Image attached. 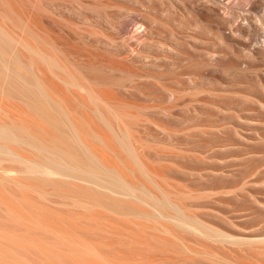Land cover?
I'll list each match as a JSON object with an SVG mask.
<instances>
[{"label":"rangeland","instance_id":"obj_1","mask_svg":"<svg viewBox=\"0 0 264 264\" xmlns=\"http://www.w3.org/2000/svg\"><path fill=\"white\" fill-rule=\"evenodd\" d=\"M206 3L207 0H0V264H264L262 155L237 156L240 150L229 145L225 147L235 149L231 153V149L217 146L216 151L222 148L220 152L206 155L205 149L216 147L220 139L218 145L228 143L225 134L235 140L230 128L225 134L212 131L211 135H217L214 139L210 135L212 140L204 133L207 141H202L200 135L207 130H201L202 134H195L199 138L178 135L183 139L179 143L177 136H170L173 141L151 121L147 122L154 119V111L146 106L151 102L135 90L131 92L136 98L124 90L119 96L127 103L131 101L128 104H137L120 110L125 116L120 124L130 133L127 141L121 140L115 119L117 83L128 79L140 65L141 69L157 70L143 65L149 42L145 44L142 35L151 25L146 19L152 14L180 19L181 14L187 15L183 7H191L195 15L205 18L214 17L217 11L215 17L222 22V11ZM122 24L127 26L125 36H119ZM225 33L229 35V31ZM255 49V56L264 61V43ZM38 50L43 59L36 56ZM236 55L220 49L213 59L210 55L196 62L210 64L207 69L216 68L214 60L240 57ZM168 69L169 66L164 71ZM221 78L224 85L193 78L197 87L185 84L192 92L187 89V96L214 102L213 97L205 96L214 89L261 92L256 78H236L241 85L236 83L235 87L229 77ZM89 90L96 100L102 98L95 107ZM233 96L222 103L253 109L240 115L244 116L242 121L233 113L229 114L232 118L217 113L211 117L213 110L208 113L201 105L203 109L198 107L199 111L209 116L201 111L194 116L195 123L204 124L202 120L209 117L205 122H231V126L244 127L243 133L255 127L253 120L263 115V110L246 101L241 104L240 96ZM164 119L169 126V120ZM121 142L132 146L138 152L136 156ZM257 142L240 144L243 151L264 150L263 143L259 146L260 142L254 144ZM202 147L204 151L199 150ZM163 151L170 152L160 153ZM54 159L63 166L62 174H67L65 168L71 164L87 169V175L98 172L94 176L100 180L79 173L68 172L74 177H66L36 172L40 166L51 167ZM108 169L116 173L110 174ZM98 180L111 183L110 187L107 183L106 188L102 185L105 189L96 187ZM126 184L129 187L123 188Z\"/></svg>","mask_w":264,"mask_h":264},{"label":"bare ground","instance_id":"obj_2","mask_svg":"<svg viewBox=\"0 0 264 264\" xmlns=\"http://www.w3.org/2000/svg\"><path fill=\"white\" fill-rule=\"evenodd\" d=\"M209 2L212 3V4L210 3L211 6L213 5L212 7L217 8L216 10H218V8H219L222 11L221 12L222 13L221 15H223L224 18L222 16H219V17L220 18H223L224 20L225 19L227 20V21L226 20L225 21L223 20L224 22L222 21L224 24H222V22H221L220 19H218L217 17H215L218 14L217 11L216 12H213L214 17L207 16V14H206L207 17L205 18V17H202L200 15L202 18H205V19H202V18H200V16L198 14L195 15L196 13L194 14L193 11L190 10L191 7H190V9L187 8V7H183L184 8V12H185V9H187V10L189 9V11L186 10L185 13H187V15H185L184 13L181 14L182 17H180V19H176V17L178 18V16H175V19H174V17L171 19L170 17L168 18V16H165V18H163L164 16H158V15H155V14L154 15L152 14L151 16L149 14L146 17L144 16L145 18H147V17L150 16V18H147L146 20L147 21H151V23L149 22V24H151V25L150 26H147L149 29L146 28L147 29L145 31L146 33L145 34L143 33L144 35H142L144 37V39H142V40H144V41L146 40L145 41V44H147V42H149L148 43L149 45L148 46H145V47H149L148 48L149 51L148 50H146V52L142 51V53L144 52L143 54L146 53L144 55V58H145L144 59L145 60L144 62H145V64H143V65L148 66V68L149 67L150 68H156L157 70L153 69V71L154 70L155 71L152 72L148 68H147L148 70H145V68H142L141 69V66L142 65L136 67L134 65V61H133V66L136 67V70L134 72L131 70L132 73L130 72L131 73L130 74V77L129 78L126 77L128 79H126L125 81L120 79L121 81L119 80L120 81L119 82L117 80L119 82V83H117V89H116L117 90V93L114 91L115 92V95H117L116 96L117 98L115 97V99L114 98L113 99L115 101L117 99L118 100L116 102H114V104L112 102V104H113V107H115L117 109V111H115L116 112L115 119L117 120L116 123L118 124L119 132H121L120 134H122V137H123L122 139L120 137V139L122 141H123V139H124V141H127L128 137L130 138V135H129L130 133L127 132V130L125 132L124 131L125 126H123L124 127V129H123V127L120 124L122 122V118L121 117L123 115L122 114V111H120V110L123 109L122 107H124V106H128V107L129 106H132V105H134V103L132 102L131 104H128L131 101L127 103L123 99H119V96H123V94L121 93V91H123V90L126 93L128 92V95L129 94H132L130 96H133L134 94L131 91L132 90H135L137 93H139L138 95L144 96L146 102L147 101L148 102H151L150 105H146V106L149 108V109L147 108L148 110L154 111V114H152V115H154V119L153 120L152 119H149V121H148L147 120L148 118L146 117L147 118L146 120H147L148 123H150V121H151L150 124L151 125H154L158 129V131L161 132V134L162 133L163 134H166L169 137L170 136L171 137L172 136H174V137L177 136L176 139H179L177 141H179V143H180V141L183 140V139H180L179 138L180 136L183 137V138L187 137V139H189L188 137H190V139H191V136L195 135L198 131H199L198 132L199 134H202L201 130L202 131L203 130L204 131L207 130V132L205 131V132H203L202 135H200V137L202 136L201 139L203 141V139L206 140V137L207 136L210 137V135H211L210 133H213V135H214V132H212V131H216V133H218V132L221 133V132L226 131V129H229L230 128L229 130H232V132L234 131L232 135L235 136V140H230L233 137L231 138L229 133L228 134H225V132H224L225 139L226 140L227 139L229 140V141H227L228 143H225V144H222V145H218V144H221V139H220L219 140L220 143H218L216 145V147L213 145L214 147H210L209 149H205L211 143L210 140H208L209 141V144L203 143V144H205V148H204L205 151H204L203 147L201 149H199V150H203L204 153H206V155H207V153L210 154L211 152L212 153L213 152L214 153L215 152H220L222 148H223V150H225L224 147L229 145V146H232V147L236 146L235 149L240 150L239 152L241 154H239L237 156H240V155L243 156L242 153H244L246 155L247 154L249 155V157L247 156L248 158H250V156H251V158L253 156H254L253 158H255V156L258 157L260 155H262V158H263L264 157V150H259V149H262V148H259V149H257V148L254 149L253 148L254 150L253 149H250L248 151V149H247V151H245V150L243 151L242 150V147H241V146H243V144L241 145L240 143H241V141L242 142L243 141L250 142L251 140H256L257 139L258 142L257 143H254L255 145L258 144L259 142H260L258 144L259 146H260V144L262 145V143L264 145V114L263 115H260L258 119L256 118V119L253 120V121H256L254 123L255 124V127L252 126V128H251V126H250L249 129H246L245 128L247 130L246 133H243V132H245V130L243 131V128L244 127L240 128L241 127L240 125L235 126V124H234V126L233 125L231 126L230 125L231 122L230 123L229 122L228 123H226V122L224 123L223 122L221 125L212 124L214 121L213 122L211 121L212 123L211 122L208 123L206 121L207 122L206 123L205 120H208L209 121V119H210L208 117V119L206 118V119L202 120V121H204L203 122L204 124H201L202 122H200L199 120H197V121H199V123H200L199 124V123H195V119H193L194 116L197 117L196 114H198V115H200L199 113L202 114V112H203L202 109L203 108L208 113H211L208 110H213L212 113H211V117L214 115V113H217L219 115L220 114H222V115L223 114L229 115L230 113H233L238 118V120L241 118V116H242L241 114L243 112H246L247 113L248 111H253L252 108H249L250 106H247L248 108H246V107H243V108H239L238 107L237 108V104H234V103H232V105H230V104H228V105L227 104H223L222 103V100L225 99V98H227L228 95H230V94H231L230 97L227 98L228 100H230L233 95L234 96H240L239 99L240 98L243 99V100L240 99V101H242L241 104L246 101L245 102L246 104L247 103H250V105H253V108H255V106H257L260 110H263L262 112H264V61H259L258 57L255 56V54H257V51L255 49V46H259V45H262L264 43V0H209V1L207 0V3L206 4H208ZM181 4H184V3H181ZM184 5H186V4H184ZM206 9L208 10V8H206ZM213 9L214 8H212V10ZM188 12H189V14H188ZM215 13H217V14H215ZM242 15H243V17L241 18ZM197 16H199V17H197ZM209 17L212 18V19L213 18H217V19L211 20ZM225 23H226V25H225ZM225 26H227L226 29H225ZM118 28H119L118 29L119 36L120 35H122V36L124 35L125 36V34L127 33V26L125 24H122ZM128 31H129V29H128ZM228 31H229V33H228L229 35H227V33H225V32H228ZM118 32H116V33H118ZM129 33H130V31H129ZM115 40H113V42ZM220 49H225V50L228 49V50H231V52H234L237 55L239 54L240 57L237 58V59L229 58L226 61H221V60H217L216 59V60H214L215 61V65L217 66L216 68L214 67L215 69L214 68L207 69V68H209L211 66H209L210 64H206L205 65V63H203L204 61L203 62L201 61V63L200 62H196L200 58L203 59L205 56L207 57V56H210L211 55V58H212L213 55H215L218 52H220ZM141 50H143V49H141ZM220 55H221V53H220ZM36 56L39 57V59H43L44 58L43 54L41 53V50L40 51L39 50L36 51ZM142 56L143 55H141L140 58H143ZM262 56L263 55H261V57ZM140 60L138 59V61H140ZM144 62L141 60V64L144 63ZM49 65H51V64H49ZM167 66H169L170 71H167L166 72V71H164V68H166ZM161 68H163L162 69L163 72H162ZM159 69L161 70L160 72H159ZM117 70H119V69H117ZM156 71H158V72H156ZM221 75H225L226 78L229 77L228 78V79H230L229 81H233V83L231 84V86L233 84H235L233 87H235L237 84H239V83L235 82L236 81V78H240V77H245V78L247 77V79H248V77L256 78V80L259 81V84L261 86L260 91L261 92L263 91V92L262 93L260 92V94H259V92L255 93L254 91L252 92V91H249V90L248 91H246V90H243L242 91V90H237V89L230 88V87L224 89L223 86L222 87L220 86L223 89H220L219 88L220 90L219 89H216V90L214 89L215 92H213L214 90L213 91H209V92L206 91L207 93L205 92L206 93L205 96L209 95V96H211V98L212 97L214 98L213 100L220 101V102H216V101L209 102V101H207V100L204 99L205 97H203V98L202 97H200V98H195L194 97L195 99H192L191 97L187 96V93L188 92L186 93V91H187V89L189 87L186 88L185 84L190 83L189 85L192 84L195 87L196 86V82L194 81L193 78L196 77V78H198L200 80H203V82L204 81H210L211 80L213 82H216L217 85L218 84L224 85L222 83L223 81H222ZM220 78H221V81H220ZM238 82H240V81H238ZM248 82H251V81H248ZM229 85L227 84V86H229ZM239 85H241V84H239ZM193 86H191V87H193ZM196 87L194 89H196ZM217 87H219V86H217ZM82 89L89 94V92L87 90H85L84 88H82ZM189 89H188V91H189ZM89 91L91 93V97L94 98V99L92 98L91 101H92V103H93V105L95 107V103L98 105V102H99L100 99H97L96 100L95 98L97 96L96 97L94 95L92 96V90H89ZM195 91H197V90H195ZM203 91H202V93H203ZM216 91H217V94H216ZM193 92H194V90H193ZM198 92H200V90ZM198 92L197 93L195 92L194 94H198ZM102 93H103V91H102ZM190 93H192V92H190ZM190 93H189V95H190ZM201 95H203V94H201ZM89 96H90V94H89ZM194 96H196V95H194ZM134 97L136 98L135 95H134ZM135 98H134V100H135ZM124 99H128V98H124ZM101 101H102V98L100 100V103H101ZM105 102H102V103H104V105H105ZM204 104L205 105L207 104V107ZM136 105H134V106H136ZM201 105H203L204 107L201 106ZM109 106H112L111 103H110ZM209 106H212V107H210L212 109H210V108L207 109ZM140 107H141V105H140ZM198 107H201V108L203 107L201 109L202 112L199 111L200 108L198 109ZM205 107H206V109H205ZM129 108H132V107H129ZM142 108H143V105H142ZM145 108L146 107H144V109ZM138 109H140V108H138ZM254 111H255V109H254ZM185 112H186V114H185ZM206 112L204 113L205 116L207 115ZM123 113H124V111H123ZM248 114H249V112H248ZM250 115H251V113H250ZM150 116L151 115H149V117ZM207 116H209V114ZM163 117L166 118V119H168L170 121V122L168 121V124H169L170 127L168 125H165V121H167V120H165ZM198 117H200V116H198ZM229 117H230V115H229ZM232 117L233 116H231L230 118H232ZM199 119H201V117ZM202 119H203V117H202ZM241 119H240V121H242ZM244 120H247V119H244ZM226 121H229V119L226 120ZM250 121H252V120H250ZM141 123H143V122L141 121ZM247 124H245V125H247ZM124 125H126L125 122H124ZM226 125L227 126L229 125V127L227 128ZM238 126H240V127L238 128ZM148 133L150 134L151 132H148ZM204 133L205 134L208 133V135L206 134L207 136L204 137ZM25 134H27V133H25ZM224 134H223V136H224ZM116 135L119 136V133L117 132ZM156 135H158V134H156ZM178 135H179V137H178ZM184 135H185V137H184ZM196 135L193 136L194 139L196 137H198ZM213 135H211V136H213ZM228 135H229V138H228ZM0 137H1V135H0ZM171 137H170V139H173V141H174V138H171ZM215 137L217 138V135H215ZM215 137L213 136V139ZM13 138H14V136H13ZM132 138H134V136ZM120 139H118V140H120ZM170 139H169V141H170ZM201 139H198V140L201 141ZM136 140L137 139H134V141H136ZM138 140L141 141V139H138ZM211 140H212V138H211ZM248 140H250V141H248ZM144 141L145 140L143 139V142ZM196 141H197V139H196ZM206 141H204V142H206ZM136 142H138V141H136ZM123 143H122V145H123ZM157 144L159 145V143H157ZM125 145H127L129 147V148L128 147H125L126 149L128 148L127 151L129 150V152L131 153V155L136 156L134 154L135 153H138V152L132 146H130L128 144H125ZM217 146L222 147V148L221 149H218L219 151L218 150L216 151L215 148H217ZM239 146L241 147V149H240ZM252 147H256V146H253L252 145ZM199 148H200V146H199ZM225 148H227L226 150H228L229 147H225ZM245 148H248V147H245ZM249 148H251V147H249ZM171 149H170V151H171ZM181 149H179V150H181ZM229 149H231L230 151L228 150L229 153H231V151H234L235 150V149L233 150L231 147ZM86 150H87V146H86ZM165 150H166V148H165ZM40 151H41V149H40ZM170 151H168V152H170ZM194 151H195V149H194ZM194 151L193 152L191 151V153H194ZM168 152L163 151V152H160V153H166L167 154ZM226 152L224 151V153H226ZM144 153H145V151H144ZM146 153H148V152H146ZM178 153H180V152H178ZM236 153H238V151ZM156 154H158V153H156ZM166 154H165V156H166ZM233 154L236 155L235 153H233ZM174 155H176V154H173V156ZM155 156H157V155H155ZM202 156H203V154H202ZM244 157H245V155H244ZM54 161H55V159L52 161L53 163L51 162V164H50L51 167L48 166V168H47L45 166L46 167L45 168L44 166L43 167L40 166V167H38V169L40 168L41 170H37V168H36V170H37L36 172L41 171L40 173L46 174V176L47 175L48 176H50V175H61V176L64 175L66 177L67 176L68 177H74L73 175L70 176V174H68V172L71 173V174H76V173L78 174L79 173L78 175L82 174V176L85 175V177L87 175V173H86V170L87 169L86 170H83V168H80V167H75L74 168V167L71 166V164H70V166L67 165V168H65V170L68 169L67 174L66 175L65 174H62L63 173L62 170L64 168L58 162L59 159H58V161H55V162ZM28 163L31 166H34L35 165L32 162L31 163L28 162ZM28 167L30 168V166H28ZM65 167H66V165H65ZM82 167H84V166H82ZM61 171H62V173H61ZM108 171H110L109 173L111 174V172L113 170L112 169H108ZM113 172L116 173V171H113ZM113 172H112V174H113ZM96 173H98V172H96ZM96 173H94V174H96ZM109 173H108V176H111V175H109ZM94 174H90V175H92L91 178H93L95 181H97L96 178L100 180V178H98L99 176L98 175H95L94 176ZM116 175L114 174L115 177H116ZM118 177H120V176H118ZM80 178H83V177H80ZM107 178H103V180L104 179L107 180ZM93 179H91V180H93ZM99 180L97 182L99 184H97V183L94 182L95 185H97L96 187H100V188H104L105 187L106 188L107 185H105V184L107 182H105V183L103 182L104 183L103 184L102 183V180L100 182H99ZM109 180L112 181V179H109ZM109 180H107V181H109ZM100 183H102V184L100 185ZM107 184L109 185L107 187H110V184L111 183H107ZM102 185L103 186L105 185V186L103 187ZM112 185H114V183ZM115 185H117V184H115ZM118 185H120V183ZM114 186H112V187H114ZM115 187L117 188V186H115ZM127 187H129V185L127 186V184H126V187L124 186L123 188H127ZM131 189L130 190L128 189V190L133 192V189L132 190ZM119 190H120V188H119ZM116 193H119V191L116 192ZM157 203L158 202H155V204H157Z\"/></svg>","mask_w":264,"mask_h":264}]
</instances>
